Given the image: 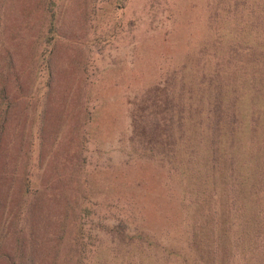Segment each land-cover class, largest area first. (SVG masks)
<instances>
[{
    "label": "trees",
    "instance_id": "16d2710c",
    "mask_svg": "<svg viewBox=\"0 0 264 264\" xmlns=\"http://www.w3.org/2000/svg\"><path fill=\"white\" fill-rule=\"evenodd\" d=\"M205 12L206 38L141 92L122 150L124 174L131 164L163 173L159 229L148 228L144 193L118 194L60 253L46 192L14 166V100L0 89V264H264V0H206ZM59 210L66 227L74 207Z\"/></svg>",
    "mask_w": 264,
    "mask_h": 264
},
{
    "label": "rangeland",
    "instance_id": "374dc122",
    "mask_svg": "<svg viewBox=\"0 0 264 264\" xmlns=\"http://www.w3.org/2000/svg\"><path fill=\"white\" fill-rule=\"evenodd\" d=\"M205 6L206 0H0V89L14 100L6 138L29 189L46 192L50 237L65 240L60 253L72 245L74 225L114 209L118 194L144 193L138 200L148 228L164 224L156 212L169 206L162 171L131 164L124 174L122 150L141 92L206 38ZM224 27L227 33L231 24ZM68 203L74 211L62 227L58 211Z\"/></svg>",
    "mask_w": 264,
    "mask_h": 264
}]
</instances>
